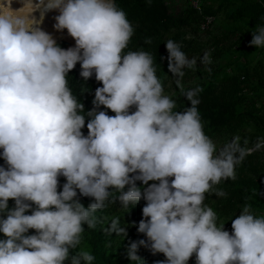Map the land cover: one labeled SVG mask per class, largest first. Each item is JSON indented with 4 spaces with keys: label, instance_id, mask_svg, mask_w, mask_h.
<instances>
[{
    "label": "clouds",
    "instance_id": "1",
    "mask_svg": "<svg viewBox=\"0 0 264 264\" xmlns=\"http://www.w3.org/2000/svg\"><path fill=\"white\" fill-rule=\"evenodd\" d=\"M52 10V27L66 30L73 47L40 27ZM133 34L115 0H0V264H93L89 251L73 254L84 226L94 228V214L108 203L128 212L141 199L136 230L146 239L128 245L129 262L146 264L137 255L143 246L166 257L156 264H188L193 256L195 264H264V216L246 205L230 233L204 204L250 151L234 141L217 152L203 131L199 89L185 93L190 107L173 111L154 57L125 52ZM251 36V46L264 48V24ZM165 47L174 75L195 65L175 41ZM202 60L210 63V55ZM77 63L85 81L94 74L102 85L87 112L69 86ZM101 105L115 115L97 111ZM78 192L93 198L86 207ZM108 231L124 238L127 224L113 219Z\"/></svg>",
    "mask_w": 264,
    "mask_h": 264
},
{
    "label": "trees",
    "instance_id": "2",
    "mask_svg": "<svg viewBox=\"0 0 264 264\" xmlns=\"http://www.w3.org/2000/svg\"><path fill=\"white\" fill-rule=\"evenodd\" d=\"M115 3L126 13L134 29L125 52L143 50L150 53L154 57L156 75L164 89L173 76L167 67L168 53L165 42L175 41L188 57L190 54L199 53L205 46L194 39L186 41L181 30L190 28L206 32L213 28L223 31L221 36L214 37L210 43L214 47L212 50L218 49L212 55L216 54L217 56H214L216 58L219 54L229 55V58L224 65L211 70L203 85L195 88L199 89L197 109L203 131L211 140L215 138L235 140L238 149L252 150L235 166V178L230 180L229 184H225L226 197L219 208L231 214L239 207L247 205L264 216V145L257 147L258 143L264 141V95L251 99L244 93L247 89L261 91L264 88L262 80L264 48H256L249 44L251 32H254L258 25L264 24V0H201V14L186 1L183 4L180 0H115ZM206 16L214 17L215 21L207 30H202L201 25ZM173 31L175 33H172ZM60 46L65 48L67 43L61 42ZM80 71V65L77 63L68 73V81L87 112L94 107L92 101L95 89L102 85L95 79L94 74L85 81L80 76ZM190 106V101L186 105L180 102L175 104L173 111L183 112ZM134 110L133 106L130 111ZM97 111H105L110 116L115 115L102 105ZM87 120L86 117L85 127L82 129L85 136L88 134ZM0 166L6 167L2 158ZM58 180L59 191L65 178L60 176ZM136 184L139 186L141 182L136 181ZM118 195V192H114L113 199ZM78 198L85 207L93 199L80 195L79 192ZM9 200L14 203V200ZM120 208L118 201L108 203L105 208L97 210L94 214L96 217L94 228L84 226L83 236H90L92 247L98 252L93 264H137L135 261L129 262L126 254L114 260L107 253L109 246L106 244H115L121 235L108 231L112 220L106 215ZM131 212L137 238L146 239L144 234L136 230L142 214L139 215L135 209ZM26 214H30V210ZM137 217H140V220H136ZM32 233L34 230L30 229L29 234ZM77 251L79 248L73 250V254ZM137 255L144 259L146 264H156L157 261L166 259L163 253L153 254L143 246H140ZM139 264L145 262L141 261Z\"/></svg>",
    "mask_w": 264,
    "mask_h": 264
},
{
    "label": "rangeland",
    "instance_id": "3",
    "mask_svg": "<svg viewBox=\"0 0 264 264\" xmlns=\"http://www.w3.org/2000/svg\"><path fill=\"white\" fill-rule=\"evenodd\" d=\"M185 0H180L183 4ZM216 7V5H214ZM217 23V22H216ZM215 23V24H216ZM71 40H61L57 42L60 44L61 42H66L67 46L65 48L73 47L75 45L74 39L67 34L66 30H62ZM180 32L183 33V36H185L186 41L190 39H194L200 44H203L205 46V49L200 51L197 54H190L188 56L189 59H195L196 63L192 68H184V75L182 77L174 75L170 77L165 89L164 93L165 95H168L171 97L174 101L175 104L183 102V104H188V100L185 97V93L188 90L195 89L197 86L203 85L207 78L210 76L209 73L211 72L212 69H215L219 66L224 65L226 60L229 58L228 56H225L223 54H219V56L216 58L214 56H217L216 54L213 56V52H217V48H214L211 46V42L214 37L221 36L222 30L218 31L217 29H209L206 32H200V31H194L193 29L190 28H185L181 30ZM172 33H175L173 31ZM205 53H208L210 55V63H204L202 58ZM232 56V55H231ZM263 80V86H264V79ZM256 81L254 82V84ZM264 88L261 91H253V90H245L244 93L247 97H250L251 99H256L258 95L263 96L264 95ZM262 102V101H261ZM260 102V103H261ZM259 103V104H260ZM235 140H230V139H224V138H215L212 140V142L215 144L217 152L221 151L224 149L226 146L233 144ZM237 142L235 141V144H233V147L237 148ZM246 145V144H242ZM252 152V150H248ZM230 180L229 179H223L221 180L218 184L213 186V189L205 194V201L204 204L206 206L211 207L216 213L218 217V223H225L224 228L225 230H229L231 233L232 228H231V219L235 218V216H238L240 214V210H242V207H239V209L234 210L231 214H227V211L222 210L219 208V205L225 200L226 193L224 190V186L226 183L229 184ZM218 193H223V195H219ZM145 204V201L141 199L138 201L135 205L131 206L129 211L126 212L125 209L120 208L117 211L111 213L110 216L111 220L113 219H118L121 226L127 224V236L126 237H120L119 240L115 244H106L108 247L107 253L110 254L114 260L119 258L122 254H126L128 245L132 241H138L139 239L137 238V233L135 231V228L133 226V215L131 214V210L135 209L137 212H139V215L142 214V208ZM9 208L14 207L13 201H8ZM255 215L257 216H263L261 212H255L252 209H250ZM140 218V217H139ZM138 217L136 220H140ZM106 220L109 221L108 218ZM4 238L3 234H0V239ZM79 250H87L89 251L94 257L98 255V252L92 247V243L90 242V236L85 237L82 236L81 244L78 247ZM140 249V246L138 250Z\"/></svg>",
    "mask_w": 264,
    "mask_h": 264
},
{
    "label": "bare ground",
    "instance_id": "4",
    "mask_svg": "<svg viewBox=\"0 0 264 264\" xmlns=\"http://www.w3.org/2000/svg\"><path fill=\"white\" fill-rule=\"evenodd\" d=\"M13 6L16 5L14 4ZM55 15H57V12L55 10L46 12L40 27L46 32L50 33L57 42L61 40H71L63 31H57L52 27V25L55 23Z\"/></svg>",
    "mask_w": 264,
    "mask_h": 264
},
{
    "label": "built area",
    "instance_id": "5",
    "mask_svg": "<svg viewBox=\"0 0 264 264\" xmlns=\"http://www.w3.org/2000/svg\"><path fill=\"white\" fill-rule=\"evenodd\" d=\"M192 8H194L199 14L202 13L201 0H185ZM215 21L214 17L206 16L202 22L201 29L207 30L211 24ZM188 264H195V256L190 258Z\"/></svg>",
    "mask_w": 264,
    "mask_h": 264
}]
</instances>
